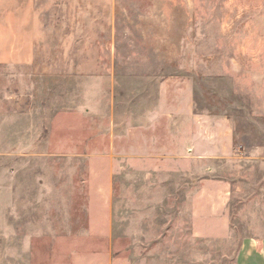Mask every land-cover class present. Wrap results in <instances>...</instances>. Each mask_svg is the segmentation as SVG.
Returning a JSON list of instances; mask_svg holds the SVG:
<instances>
[{"label": "rangeland", "instance_id": "374dc122", "mask_svg": "<svg viewBox=\"0 0 264 264\" xmlns=\"http://www.w3.org/2000/svg\"><path fill=\"white\" fill-rule=\"evenodd\" d=\"M35 32L0 66V264H102L103 177L111 264L264 240V0H37Z\"/></svg>", "mask_w": 264, "mask_h": 264}, {"label": "crops", "instance_id": "0c3cea01", "mask_svg": "<svg viewBox=\"0 0 264 264\" xmlns=\"http://www.w3.org/2000/svg\"><path fill=\"white\" fill-rule=\"evenodd\" d=\"M36 1L0 0V66H26L34 62ZM210 149L218 150L213 146ZM257 152L259 158L264 160V148L260 147ZM112 193L111 181L103 177L102 218L93 217L90 221L95 231L98 228L94 225L102 223V229L96 231L102 234V264H111L112 261L107 248V242L111 241L115 230ZM235 264H264V240L246 238L238 250Z\"/></svg>", "mask_w": 264, "mask_h": 264}]
</instances>
